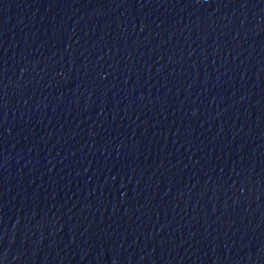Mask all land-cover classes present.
I'll use <instances>...</instances> for the list:
<instances>
[{"label":"water","instance_id":"95a60500","mask_svg":"<svg viewBox=\"0 0 264 264\" xmlns=\"http://www.w3.org/2000/svg\"><path fill=\"white\" fill-rule=\"evenodd\" d=\"M0 264H264V0H0Z\"/></svg>","mask_w":264,"mask_h":264}]
</instances>
